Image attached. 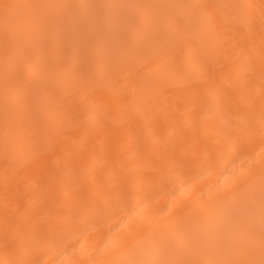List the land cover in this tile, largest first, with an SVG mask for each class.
I'll list each match as a JSON object with an SVG mask.
<instances>
[{
    "label": "bare ground",
    "instance_id": "6f19581e",
    "mask_svg": "<svg viewBox=\"0 0 264 264\" xmlns=\"http://www.w3.org/2000/svg\"><path fill=\"white\" fill-rule=\"evenodd\" d=\"M0 264H264V0H0Z\"/></svg>",
    "mask_w": 264,
    "mask_h": 264
},
{
    "label": "snow or ice",
    "instance_id": "6c2138e0",
    "mask_svg": "<svg viewBox=\"0 0 264 264\" xmlns=\"http://www.w3.org/2000/svg\"><path fill=\"white\" fill-rule=\"evenodd\" d=\"M12 7H14V6L13 5H4V8H5L6 12H7L8 9H10Z\"/></svg>",
    "mask_w": 264,
    "mask_h": 264
}]
</instances>
